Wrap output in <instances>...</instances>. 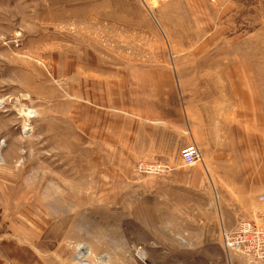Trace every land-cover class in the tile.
Listing matches in <instances>:
<instances>
[{
    "label": "rangeland",
    "instance_id": "374dc122",
    "mask_svg": "<svg viewBox=\"0 0 264 264\" xmlns=\"http://www.w3.org/2000/svg\"><path fill=\"white\" fill-rule=\"evenodd\" d=\"M258 48L264 0H0V264H213L219 226L171 218L209 202L168 181L201 161L127 159L115 104L149 71L180 92L264 85Z\"/></svg>",
    "mask_w": 264,
    "mask_h": 264
},
{
    "label": "crops",
    "instance_id": "0c3cea01",
    "mask_svg": "<svg viewBox=\"0 0 264 264\" xmlns=\"http://www.w3.org/2000/svg\"><path fill=\"white\" fill-rule=\"evenodd\" d=\"M229 5L225 12L232 8ZM261 53L263 49H255V54ZM231 72L230 78L238 73ZM241 72L246 78V72ZM157 73L142 72L140 79L121 89L122 102L115 104V110L123 113L119 115L123 124L115 133L123 136L124 142L117 144L124 148L126 158L151 159L177 170L181 164L175 159L182 149L196 144L202 155L199 175L175 171L168 173V181L170 186L186 189V197L193 194L194 186L202 188L209 202L201 206L184 202L176 217L171 213L172 221L177 218L187 228L219 226L222 242L223 232L240 223L263 225L264 202L258 198L264 194V85L180 92L168 71H164L166 77ZM135 118L148 124L135 128ZM108 129L102 119L99 134L103 141L109 136L105 133ZM210 195L217 197L216 205L211 203ZM220 235L218 232L217 240L213 234L212 241H221ZM216 248L212 251L213 264H264V260L228 253L223 246Z\"/></svg>",
    "mask_w": 264,
    "mask_h": 264
},
{
    "label": "built area",
    "instance_id": "2783aa9c",
    "mask_svg": "<svg viewBox=\"0 0 264 264\" xmlns=\"http://www.w3.org/2000/svg\"><path fill=\"white\" fill-rule=\"evenodd\" d=\"M184 165L193 166L201 161V151L197 145H188L180 153ZM141 166L142 168L144 167ZM264 202V194H260ZM223 245L228 253L237 252L257 260H264V224L256 226L251 222L240 223L231 232H223Z\"/></svg>",
    "mask_w": 264,
    "mask_h": 264
},
{
    "label": "bare ground",
    "instance_id": "6f19581e",
    "mask_svg": "<svg viewBox=\"0 0 264 264\" xmlns=\"http://www.w3.org/2000/svg\"><path fill=\"white\" fill-rule=\"evenodd\" d=\"M6 101H7V100H6ZM0 102L4 103L2 100H0ZM8 103H9V101H8ZM19 105H20V104H19ZM19 112H20L21 116L24 117V118L26 119V124H24V125H25V126H24V129L27 130V129L31 128L30 121H28L27 119H30V118L32 117V111L29 110V109L26 110V109H24V108H21V109L19 110ZM25 119H24V121H25ZM24 123H25V122H24ZM0 148H1V145H0ZM82 248H85V247H82ZM84 250H86V249H84ZM84 250H83V255L85 254ZM81 255H82V254H81ZM79 261H80V264H87V263L85 262V260H84V257H80ZM88 264H90V263H88Z\"/></svg>",
    "mask_w": 264,
    "mask_h": 264
}]
</instances>
